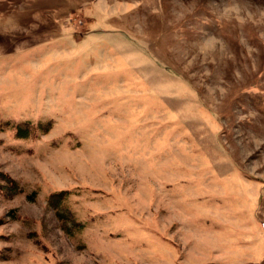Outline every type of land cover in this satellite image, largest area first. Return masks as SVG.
Wrapping results in <instances>:
<instances>
[{
  "label": "rangeland",
  "instance_id": "1",
  "mask_svg": "<svg viewBox=\"0 0 264 264\" xmlns=\"http://www.w3.org/2000/svg\"><path fill=\"white\" fill-rule=\"evenodd\" d=\"M0 264H264V0H0Z\"/></svg>",
  "mask_w": 264,
  "mask_h": 264
},
{
  "label": "trees",
  "instance_id": "2",
  "mask_svg": "<svg viewBox=\"0 0 264 264\" xmlns=\"http://www.w3.org/2000/svg\"><path fill=\"white\" fill-rule=\"evenodd\" d=\"M42 125L43 124H38L37 127H41ZM26 126H27L26 124L18 125L17 129L19 128V131L23 132L21 129L25 128ZM66 194L67 193H58V194L52 195L50 198V203L52 204V206L56 208L62 207L63 200L65 199ZM60 211H62V209H60ZM61 214H62V218L66 221L67 224L71 223V227L74 228L75 226H78L72 212L69 209H67V211L64 209V212L62 211Z\"/></svg>",
  "mask_w": 264,
  "mask_h": 264
}]
</instances>
